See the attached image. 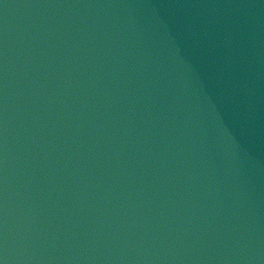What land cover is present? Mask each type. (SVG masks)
I'll list each match as a JSON object with an SVG mask.
<instances>
[{"label":"water","instance_id":"1","mask_svg":"<svg viewBox=\"0 0 264 264\" xmlns=\"http://www.w3.org/2000/svg\"><path fill=\"white\" fill-rule=\"evenodd\" d=\"M0 264H86L52 211L1 146Z\"/></svg>","mask_w":264,"mask_h":264}]
</instances>
